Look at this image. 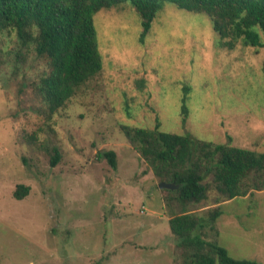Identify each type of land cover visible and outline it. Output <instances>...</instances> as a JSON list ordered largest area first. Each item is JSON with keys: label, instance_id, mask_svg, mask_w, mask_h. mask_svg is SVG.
<instances>
[{"label": "rangeland", "instance_id": "obj_1", "mask_svg": "<svg viewBox=\"0 0 264 264\" xmlns=\"http://www.w3.org/2000/svg\"><path fill=\"white\" fill-rule=\"evenodd\" d=\"M94 22L103 69L50 118L30 84L43 64L29 56L14 76V56L0 61V264L179 262L169 226L179 202L167 200L123 125L159 122L163 132L264 152V48L221 47L206 14L171 3L144 43L129 2ZM19 48L15 31L0 34V49ZM103 151L116 153V169ZM20 184L30 187L23 200ZM214 200L189 207L205 218L222 209L219 234L207 228V239L264 264V190Z\"/></svg>", "mask_w": 264, "mask_h": 264}, {"label": "trees", "instance_id": "obj_2", "mask_svg": "<svg viewBox=\"0 0 264 264\" xmlns=\"http://www.w3.org/2000/svg\"><path fill=\"white\" fill-rule=\"evenodd\" d=\"M128 2L141 17V43L158 14L171 3L181 10L206 14L223 40L221 47L234 50L241 42L257 52L264 48V0H0V34L13 30L20 43L19 49H0V61L8 63L14 56V76L19 75L29 56L43 64L42 73L30 84L50 118L103 69L95 15ZM262 69L264 72V61ZM182 112L189 115L186 99ZM160 128L159 122L153 129L122 126L160 182L176 185L174 190L164 191L171 194L167 200L178 201L180 206V212L169 219L181 250L177 264H261L236 259L218 240L207 239V228L216 232L215 236L219 234L218 219L223 214L220 207L206 218L189 207L207 201L211 193L219 205L263 191L264 152L233 146L231 142L218 144L163 132ZM53 151L51 165L55 167L61 153L57 147ZM98 157L117 168L114 151L99 152ZM29 193L30 187L20 184L14 197L23 200Z\"/></svg>", "mask_w": 264, "mask_h": 264}, {"label": "water", "instance_id": "obj_3", "mask_svg": "<svg viewBox=\"0 0 264 264\" xmlns=\"http://www.w3.org/2000/svg\"><path fill=\"white\" fill-rule=\"evenodd\" d=\"M159 187L161 189H171V190H174L176 188V185L173 184V183H165V182H162L159 184Z\"/></svg>", "mask_w": 264, "mask_h": 264}]
</instances>
